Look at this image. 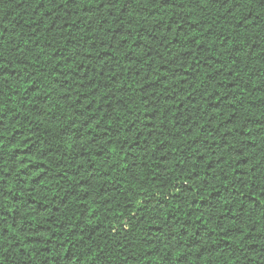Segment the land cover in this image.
Wrapping results in <instances>:
<instances>
[{"label":"trees","instance_id":"1","mask_svg":"<svg viewBox=\"0 0 264 264\" xmlns=\"http://www.w3.org/2000/svg\"><path fill=\"white\" fill-rule=\"evenodd\" d=\"M0 264H264V0H0Z\"/></svg>","mask_w":264,"mask_h":264}]
</instances>
